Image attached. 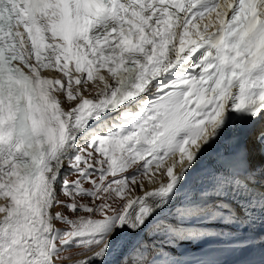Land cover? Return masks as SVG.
Wrapping results in <instances>:
<instances>
[{"label":"snow or ice","instance_id":"6c2138e0","mask_svg":"<svg viewBox=\"0 0 264 264\" xmlns=\"http://www.w3.org/2000/svg\"><path fill=\"white\" fill-rule=\"evenodd\" d=\"M0 264H264V0H0Z\"/></svg>","mask_w":264,"mask_h":264}]
</instances>
